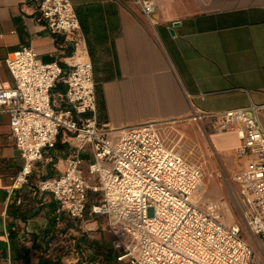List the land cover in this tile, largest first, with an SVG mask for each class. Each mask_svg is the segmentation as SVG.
<instances>
[{"label":"crops","instance_id":"0c3cea01","mask_svg":"<svg viewBox=\"0 0 264 264\" xmlns=\"http://www.w3.org/2000/svg\"><path fill=\"white\" fill-rule=\"evenodd\" d=\"M70 2L81 30L67 36L47 30L37 14V0H0V85H13L6 59L21 48L34 49L43 63L58 61L65 71L90 61L97 122L117 135L159 122L163 135L176 126L195 145H210L233 168L228 198L240 215L233 181L246 162L235 152L240 141L236 134L212 135L210 121L193 116L253 105L264 129V0H155L153 20L136 0ZM65 92L60 82L53 91L56 106H65ZM78 147L77 139L61 134L45 150L29 185L19 189L14 179L24 160L9 117H0V264H117L104 219L72 220L38 190L42 179L65 172ZM83 158L85 165L91 161L90 149ZM210 204L229 208L228 203ZM74 237H85L94 248L75 251Z\"/></svg>","mask_w":264,"mask_h":264},{"label":"built area","instance_id":"2783aa9c","mask_svg":"<svg viewBox=\"0 0 264 264\" xmlns=\"http://www.w3.org/2000/svg\"><path fill=\"white\" fill-rule=\"evenodd\" d=\"M136 2L153 20L155 0ZM37 14L52 34L72 36L81 30L70 0H37ZM6 66L13 85H0V117H9L24 160L14 179L17 188L29 185L45 150L67 134L79 147L65 172L42 179L38 190L72 220L104 219L117 264H264V129L256 106L193 116L209 120L212 135L236 134L240 141L235 152L246 162L233 179L240 221L228 224L221 205L201 206L195 200L203 172L168 143L163 124L144 123L117 135L97 122L90 61L65 71L58 61L43 63L34 49L25 47L11 53ZM60 82L66 86L65 106L54 104L53 91ZM87 148L92 159L85 165ZM250 234L258 238L262 252Z\"/></svg>","mask_w":264,"mask_h":264},{"label":"rangeland","instance_id":"374dc122","mask_svg":"<svg viewBox=\"0 0 264 264\" xmlns=\"http://www.w3.org/2000/svg\"><path fill=\"white\" fill-rule=\"evenodd\" d=\"M164 135L168 143L177 152L198 164L203 170V182L195 194V200L198 204L205 206L210 203H228L230 210L225 207L222 211L224 221L228 224L233 222L231 213L234 215V221H240L238 210L230 203V198H228V190L232 184L233 168L231 164L225 161L223 155L213 153L210 145L205 144L203 148L195 145L176 126L164 130ZM102 222L105 224L104 220ZM250 239L260 251L262 244L258 238L250 234Z\"/></svg>","mask_w":264,"mask_h":264},{"label":"trees","instance_id":"16d2710c","mask_svg":"<svg viewBox=\"0 0 264 264\" xmlns=\"http://www.w3.org/2000/svg\"><path fill=\"white\" fill-rule=\"evenodd\" d=\"M94 200L97 201V197L96 198L95 197H91V201H94ZM73 240H74V244L73 245H74L75 251H78V250H80L82 248H83V251L87 250L88 248L90 250H92L94 248L93 245H92V242H90L85 237H82L79 240L77 239V237H74ZM116 258H117V253H116ZM54 264H59V262H55Z\"/></svg>","mask_w":264,"mask_h":264},{"label":"water","instance_id":"95a60500","mask_svg":"<svg viewBox=\"0 0 264 264\" xmlns=\"http://www.w3.org/2000/svg\"><path fill=\"white\" fill-rule=\"evenodd\" d=\"M171 34L173 35L174 34V31L173 30H170Z\"/></svg>","mask_w":264,"mask_h":264},{"label":"bare ground","instance_id":"6f19581e","mask_svg":"<svg viewBox=\"0 0 264 264\" xmlns=\"http://www.w3.org/2000/svg\"><path fill=\"white\" fill-rule=\"evenodd\" d=\"M260 251H262V248H261V250Z\"/></svg>","mask_w":264,"mask_h":264}]
</instances>
